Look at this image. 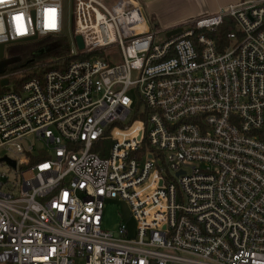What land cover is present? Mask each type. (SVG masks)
Returning a JSON list of instances; mask_svg holds the SVG:
<instances>
[{"label": "built area", "instance_id": "built-area-1", "mask_svg": "<svg viewBox=\"0 0 264 264\" xmlns=\"http://www.w3.org/2000/svg\"><path fill=\"white\" fill-rule=\"evenodd\" d=\"M72 16L62 64L0 74V264H264V0L171 36L136 0ZM60 33L62 0H0L5 52Z\"/></svg>", "mask_w": 264, "mask_h": 264}, {"label": "crops", "instance_id": "crops-1", "mask_svg": "<svg viewBox=\"0 0 264 264\" xmlns=\"http://www.w3.org/2000/svg\"><path fill=\"white\" fill-rule=\"evenodd\" d=\"M162 29L186 25L195 19L216 14L222 7L242 0H140Z\"/></svg>", "mask_w": 264, "mask_h": 264}, {"label": "rangeland", "instance_id": "rangeland-1", "mask_svg": "<svg viewBox=\"0 0 264 264\" xmlns=\"http://www.w3.org/2000/svg\"><path fill=\"white\" fill-rule=\"evenodd\" d=\"M136 1L143 4L140 0H136ZM62 6H63V32L71 40L74 34L73 16H72V0H62ZM153 22L159 29H162L161 27L158 26L157 22L155 21ZM159 37L164 38V34H160ZM15 44H18V43L7 45L4 59L6 60V62H11L14 58H18V61L10 64L9 66L17 65L21 67L27 61L28 55L27 53H25V50L22 46L15 45ZM72 47H75V46L72 44ZM46 62H51V61L48 60ZM37 71H41V70L37 68ZM7 87L12 89L14 87V82L11 81L7 85ZM6 153H7V150H5L4 148L0 149V156ZM104 213H105V216H104L103 225L105 229L116 231L117 227L121 223H125L131 230H135L137 227V221L131 214L130 206L124 200H121L118 198L107 200L105 202Z\"/></svg>", "mask_w": 264, "mask_h": 264}, {"label": "trees", "instance_id": "trees-1", "mask_svg": "<svg viewBox=\"0 0 264 264\" xmlns=\"http://www.w3.org/2000/svg\"><path fill=\"white\" fill-rule=\"evenodd\" d=\"M231 29L232 26L225 22L218 26L211 36L217 40H221V42H225L226 34ZM15 45L22 46L28 55L27 61L21 67L27 69V72L34 73L37 71V68L43 72L44 70L58 67V63L52 64L54 60H60L62 64L63 60H66L69 56L71 40L65 33H60L49 34L34 41L21 42ZM48 60L51 62H46ZM69 60L70 58L67 59V61ZM21 67L11 65L9 68L20 69Z\"/></svg>", "mask_w": 264, "mask_h": 264}, {"label": "water", "instance_id": "water-1", "mask_svg": "<svg viewBox=\"0 0 264 264\" xmlns=\"http://www.w3.org/2000/svg\"><path fill=\"white\" fill-rule=\"evenodd\" d=\"M183 29V26L182 25H179V26H175L174 28H169L167 29V35L168 36H171L173 34H176L178 32H180L181 30ZM31 40H37V37H33L30 39ZM75 40L79 46L80 49H84V41H83V38L81 35H76L75 36ZM5 44H0V74L4 73L6 71V68L18 61V58H14L11 62H6V60L4 59V55H5ZM9 82L7 79H4L2 80V85H7ZM1 160H5L7 162H9L10 164H12L13 166L16 164L15 160H12L8 157H2Z\"/></svg>", "mask_w": 264, "mask_h": 264}]
</instances>
